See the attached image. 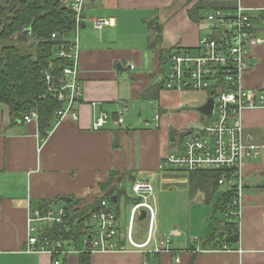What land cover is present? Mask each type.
Here are the masks:
<instances>
[{
    "label": "crops",
    "instance_id": "0c3cea01",
    "mask_svg": "<svg viewBox=\"0 0 264 264\" xmlns=\"http://www.w3.org/2000/svg\"><path fill=\"white\" fill-rule=\"evenodd\" d=\"M238 6L257 17L264 0H87L86 21L79 32L80 120L55 123L47 136H42L39 121L26 124L22 118L14 119L9 107L0 103L1 264H53L46 254L25 253L28 213L42 202L65 207L60 199L68 197L76 200L78 207L89 206L117 188L118 184H113L102 189L113 172L119 177L125 174V181H133L132 185L159 173L163 159L182 142V133L202 120L198 109L209 99L203 92L164 89L167 53L197 50L204 34L199 25L208 14L221 8L233 11L228 9ZM196 7L200 11L195 13L196 20H191L189 12ZM93 18H112L116 25L99 33L93 29ZM151 22L163 26L162 43L155 49L150 47L155 38ZM261 31L257 35L264 38ZM251 54L244 86L264 91L258 78L264 74V45L254 47ZM92 103L98 106L93 108ZM123 108L127 111L121 127L110 120L104 130L91 129L95 115L104 112L115 119ZM146 113L154 116L142 122L140 117ZM242 118L246 135L264 145V110H247ZM249 160L244 167L245 209L239 221V242L228 251L196 253L213 246L207 241L212 214L209 222L203 220L207 227L193 232L194 239L158 220L159 233L178 230L170 244L178 253L148 256L149 264H264V150L258 159ZM128 221L122 220L125 225ZM137 223L147 230L145 220ZM125 247L124 251L94 254L91 264H144L141 251ZM63 262L79 264V256L63 257Z\"/></svg>",
    "mask_w": 264,
    "mask_h": 264
},
{
    "label": "built area",
    "instance_id": "2783aa9c",
    "mask_svg": "<svg viewBox=\"0 0 264 264\" xmlns=\"http://www.w3.org/2000/svg\"><path fill=\"white\" fill-rule=\"evenodd\" d=\"M86 3L87 0H71L69 4L75 15V31L72 35L54 33L51 36L53 41L60 42L54 59L63 66L55 65L43 73L42 98H51L60 105L54 114L56 125L63 121L80 120L78 106L82 103L83 88L79 32L86 21ZM91 21L93 29L99 33L116 25L112 18H93ZM199 28L204 34L197 50L177 49L169 55L164 89L206 93L208 98L215 99L213 114L206 116L214 120L183 132L182 135L190 131L192 134L184 137L178 148L163 159L161 170L176 169L188 173L219 171V187L232 194L227 216L240 224L245 209V163L249 159H258L264 150V145H259L252 136L246 135L242 120L247 110H264V93L247 88L243 83L250 69L253 48L264 45V38L257 35L259 29H264V9L257 17H253L242 6L229 12L215 9L200 23ZM97 106V103H92L93 108ZM126 111L127 108L121 109L115 119L104 112L95 115L91 129L104 130L110 120L116 127H121ZM158 120L157 115L155 121ZM22 121L26 124L38 122V111L33 110L24 115ZM132 190L135 199L141 202L132 208L125 232H121V218L111 207V202L105 200L101 208L84 223V234L78 246L67 237L71 226L65 207L30 209L25 253L46 254L51 257L53 264H61V258L72 255L124 251L126 245L141 251L144 264H149L147 258L151 255L177 254L170 249V244L172 238L178 235V230L159 233L153 185L146 181H136ZM142 210L146 213L147 236L143 242H137L135 224ZM53 228L56 229L55 238L48 235ZM230 249L227 243L215 242L212 248L195 252ZM1 255L0 251V264ZM175 260L180 263L178 257Z\"/></svg>",
    "mask_w": 264,
    "mask_h": 264
},
{
    "label": "trees",
    "instance_id": "16d2710c",
    "mask_svg": "<svg viewBox=\"0 0 264 264\" xmlns=\"http://www.w3.org/2000/svg\"><path fill=\"white\" fill-rule=\"evenodd\" d=\"M225 10V8H221ZM231 8L228 10H235ZM200 11L199 7L189 12L191 20H196L195 13ZM151 30L155 38L150 47L155 49L162 43L163 26L151 22ZM31 29L29 40L34 42L32 52H23L20 48L24 43L17 42L16 38L25 30ZM75 31V15L67 3V0H0V103L9 107L14 119H21L33 110L39 113V130L42 136H47L54 124V114L60 108L57 101L51 98H42L44 95L43 73L56 66L62 67L61 62L54 59V54L60 44L51 39L52 34L72 35ZM16 42V44L14 43ZM174 49L167 56L176 51ZM192 51V50H188ZM168 62V59H167ZM165 62V63H167ZM164 62L162 65L165 64ZM170 135L171 143H174ZM191 190L202 192L207 201H211L219 188V171H200L190 173ZM118 176V179L116 180ZM126 175L119 177L118 173H111L110 179L102 185L103 191L113 184H118L108 195L97 199L89 206L78 207V202L73 200L64 204L68 213V223L71 231L67 235L72 239L75 246L79 245L81 236L84 234V223L90 219L91 214L101 208L103 201H109L111 197L117 196V205L120 197L125 194L124 183ZM133 182V181H132ZM231 192L224 191L218 198L211 220L208 242L216 244L227 243L230 248L233 244L228 238L239 235L240 224L234 219L227 217L226 220L218 218L217 211L227 212L231 202ZM133 206L139 204V199L131 200ZM51 203L42 202L39 208H50ZM119 217L121 212L117 209ZM124 223V222H123ZM125 223L121 232H125ZM56 229L49 231V237L55 238ZM66 261V260H65ZM92 255L84 253L79 255V264H91ZM63 264H66L63 262Z\"/></svg>",
    "mask_w": 264,
    "mask_h": 264
},
{
    "label": "rangeland",
    "instance_id": "374dc122",
    "mask_svg": "<svg viewBox=\"0 0 264 264\" xmlns=\"http://www.w3.org/2000/svg\"><path fill=\"white\" fill-rule=\"evenodd\" d=\"M261 36L264 37V31H261ZM14 43L16 44L15 41ZM24 44L25 45L20 46L23 52L33 51L34 42L32 40H29ZM18 45H20V43ZM258 78L260 79V84H264V74L258 75ZM262 92L264 93V91ZM136 114L139 115V113ZM150 114L146 113L145 116L140 117L142 118V122L146 117H150V119H147L150 121L154 116L153 114L150 116ZM130 115H133L132 111ZM203 118L199 124L194 126L195 128L201 127L206 123H211L214 120L206 116ZM170 153H173V151ZM249 161L250 160H248V162ZM190 176V173L184 170L165 169L160 170L159 173L157 172L147 175V178H141L143 181L149 182L153 185L154 196L157 203L158 220L162 226L169 227L174 225L186 233V236H190L191 239H194V235H192L193 232H200L205 226L207 227V223L205 225L203 220L208 221L211 218V214L213 215L214 212L216 200L223 194L225 189L219 187L213 199L211 201H207L202 192L196 193L191 190ZM124 190L125 194L120 197L119 203L117 205H111L112 208L118 209L121 212L122 220L129 218L130 210L133 206L131 200L135 198L131 180L125 181ZM200 198H202L203 201H201ZM217 214L218 218L221 220H226L228 217L227 213H223L220 210L217 211ZM145 228V225L137 223L135 229L137 233L135 235V239L137 242L145 240L147 236V230H144Z\"/></svg>",
    "mask_w": 264,
    "mask_h": 264
},
{
    "label": "water",
    "instance_id": "95a60500",
    "mask_svg": "<svg viewBox=\"0 0 264 264\" xmlns=\"http://www.w3.org/2000/svg\"><path fill=\"white\" fill-rule=\"evenodd\" d=\"M30 35H31V29L25 30L21 35L18 36L17 40L19 43H25V42L29 41ZM119 68H120V65H119ZM215 105H216L215 99L209 98L207 100V102L202 107H200L198 109V112L204 116H211L215 110ZM190 134H192V131L182 135V140L184 137H186ZM73 200H74L73 198H68V197H63L60 199V201L66 203V204L73 202ZM117 201H118L117 196H113L110 199V202L113 204H116ZM145 218H146L145 211H141V215L139 217L140 221H144ZM92 226H95V223H92ZM227 240L230 244H233V245L237 244L239 242V235H233V236L229 237Z\"/></svg>",
    "mask_w": 264,
    "mask_h": 264
}]
</instances>
